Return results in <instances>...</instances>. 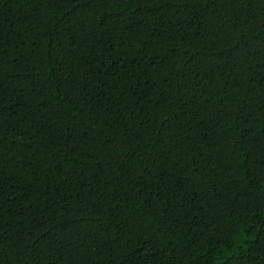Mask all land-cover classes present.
Wrapping results in <instances>:
<instances>
[{
  "label": "trees",
  "instance_id": "16d2710c",
  "mask_svg": "<svg viewBox=\"0 0 264 264\" xmlns=\"http://www.w3.org/2000/svg\"><path fill=\"white\" fill-rule=\"evenodd\" d=\"M0 264H264V0H0Z\"/></svg>",
  "mask_w": 264,
  "mask_h": 264
}]
</instances>
